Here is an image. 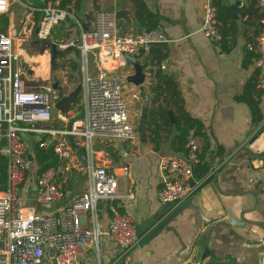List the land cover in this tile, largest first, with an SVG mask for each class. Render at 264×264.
<instances>
[{"label": "crops", "instance_id": "obj_1", "mask_svg": "<svg viewBox=\"0 0 264 264\" xmlns=\"http://www.w3.org/2000/svg\"><path fill=\"white\" fill-rule=\"evenodd\" d=\"M70 1L68 7L86 28L93 10L104 9L129 13L131 24L119 20L122 32L143 30L135 21L133 0ZM141 1L159 15V26L170 41L152 50L153 59L166 67L157 71L155 84L164 90V83L171 80L178 89L182 109L174 104L170 94L161 96L154 104L156 93L151 89L156 85L147 91L146 102L140 91L129 84L124 98L137 134L135 152L118 141L93 142L94 164L107 167L117 177L120 194L133 195L131 201L120 205L122 211L133 216L140 238L129 254V264H264V102L261 97L263 121L255 125L248 106L237 100L247 83L258 79L260 15L256 2L250 0L242 10L229 2L215 0L220 3L217 19L221 33L224 26L229 28L223 51L221 44H212L201 33L209 0ZM238 13L240 17L236 16ZM68 25L66 22L64 29L53 31L56 40L69 36ZM58 30L65 33L59 35ZM58 57L56 61L61 68L54 73L67 76V81L81 76V84L84 64L79 53ZM40 59L44 63L40 62V68L46 64L49 76L52 67L45 63L50 59L49 52H43ZM88 71L93 76L99 73L92 56ZM108 73L131 76L134 70L126 62L124 66L113 64ZM80 95L84 101L83 90ZM78 103L79 99L70 109L80 117L85 105L77 109ZM151 108L160 113L155 117ZM182 111L203 126L206 146L190 181L193 193L183 203L189 202V207L162 232L153 235L157 224L183 205L162 206L157 198L163 184L158 168L160 158L185 155V145L182 148L179 145L180 133L175 127ZM68 125L61 127L68 129ZM23 138L31 149L37 142L29 133L23 134ZM32 168L37 173L35 161ZM124 168L129 169L128 176H124ZM86 184V174L72 176L66 185L68 197L84 191ZM98 209L100 227L105 229L110 221L108 205L101 202ZM119 254L118 245L102 237L98 249L94 241L87 247L82 264H116Z\"/></svg>", "mask_w": 264, "mask_h": 264}, {"label": "built area", "instance_id": "obj_2", "mask_svg": "<svg viewBox=\"0 0 264 264\" xmlns=\"http://www.w3.org/2000/svg\"><path fill=\"white\" fill-rule=\"evenodd\" d=\"M60 1L50 0L39 10L42 16L37 26L34 13L38 10L27 8L20 30L16 32L11 25L6 32L0 30V155L7 161V182L5 189L0 190V264H82L87 247L94 241L98 249L102 237L118 245L120 254L116 264H129V254L138 246L140 238L133 216L122 211L120 205L131 201L133 195L120 194L117 177L107 167L94 164L93 142L118 141L135 152L137 134L124 98L128 76L111 75L108 70L113 64L126 65L125 55L136 56L145 74L142 86L147 92L155 85L157 71L166 69L153 59L152 50L170 41L161 26L136 33L122 32L113 10H93L86 28L70 7H58ZM222 1L242 10L250 2ZM214 2L209 0L206 7L201 33L219 46L223 37ZM255 2L260 15L258 89L264 102V0ZM11 4L12 0H0V17L8 16ZM67 21H70L69 36L51 43L62 50L69 49L68 53L78 52L83 60L84 114L78 117L70 109L66 114L57 112L52 117L50 110L75 89V80L64 78L49 83L48 74L40 71L42 63L32 61L27 69L24 67L19 47L28 42L26 32L30 34L33 25L37 30L36 39L46 41ZM47 51L50 55V47ZM90 56L99 70L95 76L88 71ZM47 63L51 65L50 59ZM43 81H47V86ZM54 84L62 94L55 91ZM70 122H73L71 130L61 127ZM26 133L38 142L43 140L41 146L52 150L56 167L41 174L33 171L34 155L23 138ZM204 147V139L191 130L184 156L160 158L158 168L163 184L157 198L162 206H179L190 198L193 193L190 181ZM75 148L85 149L87 165L74 152ZM123 172L124 176L129 175V169L124 168ZM80 174L87 176L86 188L68 197V179ZM101 202L110 211L105 229L99 224Z\"/></svg>", "mask_w": 264, "mask_h": 264}, {"label": "trees", "instance_id": "obj_3", "mask_svg": "<svg viewBox=\"0 0 264 264\" xmlns=\"http://www.w3.org/2000/svg\"><path fill=\"white\" fill-rule=\"evenodd\" d=\"M20 1L27 8H33L38 10L34 13V22H35V26H37L42 16V13L39 10L44 9L46 7V2L48 0H20ZM133 4L135 10V21L141 29L154 30L160 25L159 15L151 12L141 0H133ZM69 5H71L70 0H61L58 3V7L63 9L68 7ZM214 5L218 7L220 6V3L214 2ZM69 22L70 21H67V23ZM65 24L66 23L60 24L57 28L59 29L60 27L65 26ZM8 27H9V19L5 16L0 17V30L2 32H6ZM228 32H229V28L224 26L222 29L223 40L221 42L222 45L221 49L223 51H226V46H227L226 39ZM157 54H158L157 58L160 59L159 51H157ZM164 85L166 87L164 90H162L163 88L159 84H157L154 88L151 89V91H154L156 93L154 104L157 101H160L159 99L161 98V96L166 97L168 94H170L172 98H174L175 100L174 104L178 105V108L181 110L182 100L180 99L179 92L177 91L178 90L177 87L172 85L171 80L164 83ZM261 97H262V93L260 92V90H258V79L254 78L247 83L243 95L237 99L238 101L245 103L248 106V108L252 113L253 124L255 125H258L263 121V115L260 110ZM151 111L155 117L160 113L158 109H154V108H151ZM152 122L155 121L152 120ZM166 122L169 124L168 120ZM175 127L178 129L180 133L179 145L181 146V148L184 145H186L187 136L189 134V131L191 130H195L196 134L204 139L206 146V136L203 132V126L197 120L192 119L185 112L182 111L181 116L176 120ZM42 142L43 140L39 142L37 141L32 145V153L34 155V161L37 167V174H41L44 171L57 166V160L54 157L52 150L43 148L41 146ZM206 171L208 172L207 168H205V172ZM6 182H7V161L5 157L0 155V190L5 189Z\"/></svg>", "mask_w": 264, "mask_h": 264}, {"label": "water", "instance_id": "obj_4", "mask_svg": "<svg viewBox=\"0 0 264 264\" xmlns=\"http://www.w3.org/2000/svg\"><path fill=\"white\" fill-rule=\"evenodd\" d=\"M116 14H117L118 20H124L127 23L131 24V20H130L128 12H126L124 10H119V11H116ZM242 15H244V14H242ZM236 16L240 17L241 14L238 13ZM35 35L37 36V30H36ZM48 47H50V62H51L52 69L53 70L60 69L61 66L56 64V58L58 56L66 55L69 52V49L62 50L55 43H53V44L50 43ZM125 59H126V62H128L134 70V73L131 76L127 77L128 84H131L134 87H136L140 91V94L142 96H144L145 101L147 102L148 101V96L146 94L147 92L142 86L144 84V81H145V74L143 73L142 65L138 62V59L136 56L125 55ZM54 89L56 92H59L60 94H62V92H61V90L57 84L54 85ZM81 90H82V85L79 84L71 94L61 98L55 104V107L50 110V115L52 117H55L57 115V112H60L61 114H66L70 110V108L74 104L77 103L79 96H80V93H81ZM170 118L172 119V115H170ZM72 124H73V122L69 123L68 130L72 129ZM70 143L72 144L71 139H70ZM251 144H252V142L250 143V145ZM72 147L74 148L73 145H72ZM246 151L248 152L249 149L247 148ZM74 152L81 159L83 164L87 165L88 158H87V154H86L85 149H76L75 148ZM29 159L32 160L31 157H29ZM188 203L189 202L183 204L181 207H179L177 210H175L173 213H171L168 217H166L163 221L158 223L155 230L153 231V235H157L158 233L162 232L173 220H175L181 213H183V211L189 207ZM35 209H37V208H35ZM199 264H203V263L200 262Z\"/></svg>", "mask_w": 264, "mask_h": 264}, {"label": "rangeland", "instance_id": "obj_5", "mask_svg": "<svg viewBox=\"0 0 264 264\" xmlns=\"http://www.w3.org/2000/svg\"><path fill=\"white\" fill-rule=\"evenodd\" d=\"M48 1H50V0H48ZM26 15H27V7L24 4H22V2L20 0H12V4H11L9 14L6 17H8V19H9V25H11V27L14 28L16 32L18 30H20L21 22L25 19ZM34 24H35V22H34ZM35 28L36 27L33 25L31 33L29 34L28 31L26 32L27 36H25V37L28 38L27 39L28 42L22 43V45L19 47V49L22 52V56H23L22 62H23V65L26 69L28 68V66L30 65V63L32 61H38L39 62L38 64H40V62H42L40 57L42 56L43 52L47 51L49 44L53 40L57 39L52 34L51 37L48 38V40H46V41L37 40L36 35H35L36 34ZM60 28L64 29L63 27H60ZM57 32L59 35L60 34L62 35L65 33V30H63V31L58 30ZM77 60H78V57H77ZM82 61L83 60L81 59V62ZM45 63H47V62H45ZM42 64H44V63L42 62ZM35 66H37V65L35 64ZM36 71H37V69H36ZM40 71H42L44 73L47 72L46 64L42 66V69ZM56 71L57 70L51 69V71L49 73V81H48L49 83H51L53 81L54 82L59 81V78L61 79L62 77H64V78L67 77V76H60L59 74L54 73ZM80 79H81V76L80 77L77 76V78L75 79V81L77 82L76 83L77 86L80 84ZM43 82H44L43 84L45 86H47V81H43ZM43 84H39V85L42 87ZM83 103H84L83 96L80 95L77 109L78 108L80 109Z\"/></svg>", "mask_w": 264, "mask_h": 264}]
</instances>
